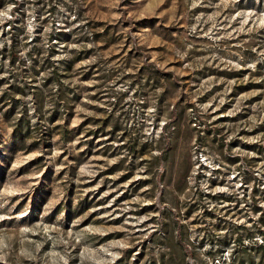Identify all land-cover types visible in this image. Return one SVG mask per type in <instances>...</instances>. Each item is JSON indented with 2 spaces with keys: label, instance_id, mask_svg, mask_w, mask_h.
Masks as SVG:
<instances>
[{
  "label": "rangeland",
  "instance_id": "1",
  "mask_svg": "<svg viewBox=\"0 0 264 264\" xmlns=\"http://www.w3.org/2000/svg\"><path fill=\"white\" fill-rule=\"evenodd\" d=\"M0 264H264V0H0Z\"/></svg>",
  "mask_w": 264,
  "mask_h": 264
}]
</instances>
